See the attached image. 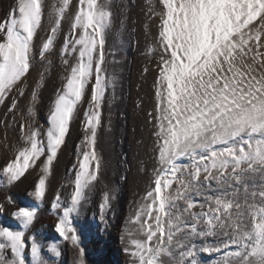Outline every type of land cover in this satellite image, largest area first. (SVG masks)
I'll return each mask as SVG.
<instances>
[{"label": "snow or ice", "instance_id": "snow-or-ice-1", "mask_svg": "<svg viewBox=\"0 0 264 264\" xmlns=\"http://www.w3.org/2000/svg\"><path fill=\"white\" fill-rule=\"evenodd\" d=\"M159 3L162 11L152 13L160 19L156 107L155 115L149 113L157 167L154 187L131 221L145 238L131 240L130 254L136 264H199L191 238L222 236L215 247L202 249L222 252L218 264H264V0ZM70 5L71 0H61L55 7L51 34L39 52L42 60L53 50ZM78 5L61 48L69 72L49 112L46 139L38 129L21 124L22 131L29 128L23 146L0 167L9 184L40 167L32 195L43 200L70 123L90 93L84 113L89 134L75 166L71 205L64 207L55 226L60 237L77 248L80 237L71 217L80 212L98 181L101 107L106 89L116 86L115 74L111 79L103 74L105 45L114 26L112 0H78ZM44 12V0H16L0 21V103L13 89L24 95L19 86L32 66L34 38ZM37 99L33 91L32 100ZM15 107L14 99L9 110ZM111 199L106 191L102 210ZM59 200L57 196L54 207L61 206ZM13 216L23 230L0 226V264H28L25 231L34 223L37 209L20 207ZM50 250L60 255L56 245ZM31 257L32 264H46L35 239Z\"/></svg>", "mask_w": 264, "mask_h": 264}, {"label": "bare ground", "instance_id": "bare-ground-1", "mask_svg": "<svg viewBox=\"0 0 264 264\" xmlns=\"http://www.w3.org/2000/svg\"><path fill=\"white\" fill-rule=\"evenodd\" d=\"M134 2L136 5L135 9L130 12L131 25L129 27L133 28L134 31L130 33L127 30L125 36H128V33L131 34L137 40V44L132 45L129 54L125 57L126 59H122L121 66L119 64L112 65V67L104 66L105 71L103 74L105 78L111 79L115 74L116 86L114 89L111 86L106 89L105 100L101 107L102 126L98 129L97 138V152L102 161L99 178L91 190L88 191L87 201L83 203L80 212L72 214L71 217L76 228L85 226L89 216L93 218L97 227H99V230L84 242V246L87 247V264H109V261L104 258L107 245L103 242L108 238L112 229H116V246L122 255L123 264H136L135 258L130 254L133 250L132 245L124 241V230L127 228L128 234H132L130 235L132 240H143L145 238L138 232V225L131 221L135 217L146 193L151 187H154L152 183L154 179L153 169L157 167L154 151L155 137L152 134L154 130L153 122L149 113L155 115L154 85L158 75L159 46L157 37L160 19L159 16H153L152 13L153 11L161 12L162 5L159 0H134ZM149 3L152 6L155 5L154 9L149 6ZM144 5L148 6L145 7V11L143 9ZM139 45H141L140 48ZM89 101L90 93L85 95L70 123L65 143L58 151L52 173L48 177L46 194L43 200L38 201L33 195L29 199L28 195L30 194L26 192L29 190V182L31 180L38 181L39 176L42 174L38 166L29 169L25 176L15 183L9 184L5 177L3 179L5 185L3 190H0V205H3V211H0V226L9 227L12 230H23L19 221L13 216V213L20 207H34L36 203H40L42 207L51 206L49 211H44L46 216L40 215V217H43L40 220L41 223L45 224L41 225L42 229L48 226L51 227L50 236H40L36 243L40 246L52 244L58 248L62 247L66 253V258L60 264H67V257L69 255L73 256L71 252L73 249H76L78 254L80 253V246L77 248L70 241H68V246L67 241H60V239L53 242V238L57 236L55 224L63 215L64 207L71 205L75 172L78 170L75 166L78 164L80 154L85 150L84 138L89 134L85 129L84 116L89 108ZM40 106L38 107L41 108ZM5 115L6 113L1 111L0 119L3 120ZM40 116L42 121L48 120L42 114ZM1 126L2 122L0 128ZM47 127H49V123ZM38 130L40 138L46 139L44 128L40 127ZM16 151L7 147L1 136L0 164H5L12 159ZM124 155H127V161L122 160ZM1 157L6 159L5 162H2ZM41 159H44V157ZM184 163H189V161L185 160ZM37 164L39 165V161ZM120 169L130 172L128 178L123 175L125 173ZM106 191L109 192L112 199L109 206L102 210L101 205ZM13 192L15 193L12 194ZM8 196L15 197L18 204L13 205ZM57 196L60 197L59 203L61 206L59 208L54 207V204L57 203ZM195 200L203 202L201 197H195ZM127 225L130 226L127 227ZM31 227L32 225L29 228ZM122 229L123 231H121ZM34 231L27 229L25 238L27 239V236L32 232H38V230ZM222 239H224L222 236L191 238L190 242L196 246L197 254L195 258L199 261V264H218L222 252H213L212 256L207 257L202 249L215 247ZM25 254L28 264H32L31 246L28 247L27 243ZM69 264H81V261L71 259Z\"/></svg>", "mask_w": 264, "mask_h": 264}, {"label": "rangeland", "instance_id": "rangeland-1", "mask_svg": "<svg viewBox=\"0 0 264 264\" xmlns=\"http://www.w3.org/2000/svg\"><path fill=\"white\" fill-rule=\"evenodd\" d=\"M60 2L61 0H44V18L42 20L41 28L38 30L37 35L34 38L35 47L33 50L34 58L32 61V66L30 68L29 74L26 76L23 83L19 86L20 89L24 91V95L20 96L19 92L16 89H13L6 96L4 101L0 103V112L4 111L6 113L3 120L0 119V123L2 122V126L0 128V138L2 136L6 146L13 149L14 151L18 150L19 147L23 145V137L29 132L28 127H26L22 131L21 124H24L26 126L30 125L32 129H39L40 127H43V131H45V137V133L48 129L47 125L49 122L48 120L42 121V117L40 115L42 114V116H45V118L48 119L52 104L56 96L59 94L60 90L63 88L65 77L69 72V67L63 63L64 57L61 55V48L65 37L70 32L72 19L79 6L78 0H71V5L65 13L62 27L61 29H58L56 33L53 50L50 53L46 54L43 60L39 56L42 43L45 42L47 36L51 34L50 30L55 19L54 9ZM101 2H104V0H101ZM15 5L16 0H0V21H4L8 17V14L12 11V9H14ZM135 5L136 3L134 2V0H112L111 11H113L112 13L114 26L111 35H109L106 41L104 50L105 60L103 68L105 65L112 67V65L114 66L119 64V66H121L123 63L122 59L129 54L132 45L137 44V40L131 34L128 33V36H125L127 30H129L130 33L134 31L133 28L129 27L131 25L130 12L131 10L135 9ZM149 6L153 8L155 5L152 6V4L149 3ZM145 7L147 8L148 6H143L144 11ZM140 46L141 45H139V48ZM155 49L157 50L156 44ZM142 55H144V53H142ZM70 63H75V61L70 59ZM33 91H35L38 95V99L36 101L32 100ZM14 99L16 101V107L14 110L10 111L9 109L11 108ZM39 105H41V108L38 107ZM30 109L31 111H29ZM2 151L3 150L1 149V152ZM4 154L6 155V152ZM1 160L2 162H5L6 159L1 157ZM122 160L127 161V155H124V158ZM3 165L4 163H1L0 167H2ZM120 170L123 171L125 173L123 175L128 178L130 172L128 170ZM3 179H5V177L0 175V190H3V186L5 185L3 184ZM37 182L38 181L35 180H31L29 182V190L26 191L28 194H30L28 195L29 199L32 198L31 195L34 192L35 184ZM14 193L15 192H13L12 194ZM8 197L9 201L13 202V205L18 204L15 197ZM34 207L37 209V217L32 224V227L28 229L33 231L38 230V232L34 233V231L27 236V239L25 238L28 247L31 246L33 239L37 241L39 240L40 236H50L51 233V227L48 226L47 228L42 229L43 227L41 225L45 224L41 223L40 221L43 218L40 217V215L46 216L44 211H49L51 206L48 205L42 207L40 203H36L34 204ZM129 226L130 225H127V227ZM76 229L80 237L79 246L83 249L84 254L81 257L80 253L78 254L77 250L73 249L71 251L73 253V256L69 255V257H67V264H69L71 259H73L74 261L80 260L83 264H87V247L84 246V242L95 232H97L99 230V227H97V224L94 222L93 218L89 216L85 226H81L80 228ZM125 230L124 241L128 244H131L132 238H130L131 236L128 234V229L126 228ZM121 231H123V229ZM115 233L116 229H112L108 238L106 239L107 242L106 240H104L103 242L107 245L106 251L104 252V258L105 260L109 261V264H123L122 255L119 252V248H117L116 246L117 242ZM57 239H60V241L64 240L62 237H60L59 233H57V236L53 238V242ZM51 246L52 244L48 246H40L42 259L46 261V264L62 263L66 258L65 251L62 247H57L58 251L60 252V255L57 256L53 252H51ZM212 254L213 252H205V256L207 257L212 256Z\"/></svg>", "mask_w": 264, "mask_h": 264}]
</instances>
